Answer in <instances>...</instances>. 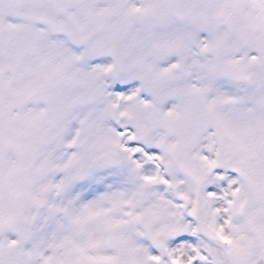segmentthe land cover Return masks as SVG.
<instances>
[{
    "label": "snow or ice",
    "instance_id": "snow-or-ice-1",
    "mask_svg": "<svg viewBox=\"0 0 264 264\" xmlns=\"http://www.w3.org/2000/svg\"><path fill=\"white\" fill-rule=\"evenodd\" d=\"M0 264H264V0H0Z\"/></svg>",
    "mask_w": 264,
    "mask_h": 264
}]
</instances>
